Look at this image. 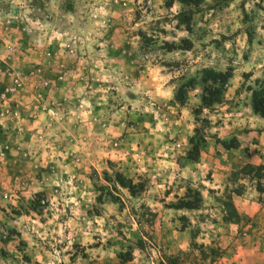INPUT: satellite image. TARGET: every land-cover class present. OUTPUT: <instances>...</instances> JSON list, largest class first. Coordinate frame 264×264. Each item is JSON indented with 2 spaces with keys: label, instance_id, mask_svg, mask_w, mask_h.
I'll return each mask as SVG.
<instances>
[{
  "label": "rangeland",
  "instance_id": "rangeland-1",
  "mask_svg": "<svg viewBox=\"0 0 264 264\" xmlns=\"http://www.w3.org/2000/svg\"><path fill=\"white\" fill-rule=\"evenodd\" d=\"M64 1L0 0V264H264V0Z\"/></svg>",
  "mask_w": 264,
  "mask_h": 264
},
{
  "label": "trees",
  "instance_id": "trees-1",
  "mask_svg": "<svg viewBox=\"0 0 264 264\" xmlns=\"http://www.w3.org/2000/svg\"><path fill=\"white\" fill-rule=\"evenodd\" d=\"M172 1V0H171ZM171 1L168 3L170 5ZM182 4L190 5L196 4V0H177ZM72 7L70 0H65L62 3V9L65 11H69ZM230 76L229 72H214V71H207L202 76L203 81V94L200 97L201 104L203 106H209L217 96L220 94L223 86L225 85L227 78ZM212 83V86H208L206 83L209 81ZM179 103H182V97L178 99ZM251 106L252 112L257 114L261 118H264V81L259 82L258 88L256 90H252L251 92ZM242 168H246L248 171H260L264 170L263 165H252V164H244ZM119 185L126 187L131 192L130 180L127 178H123L121 175H117L115 178ZM256 191H261L260 186H255ZM235 194H239L240 192L236 191ZM197 198V197H195ZM198 206V199L197 200H180L173 204L175 208H186L192 209ZM224 206L230 213L236 215V211L232 206L231 202H225Z\"/></svg>",
  "mask_w": 264,
  "mask_h": 264
},
{
  "label": "crops",
  "instance_id": "crops-1",
  "mask_svg": "<svg viewBox=\"0 0 264 264\" xmlns=\"http://www.w3.org/2000/svg\"><path fill=\"white\" fill-rule=\"evenodd\" d=\"M255 121H256L255 122L256 126H253V127H255L256 132H258L259 134L258 136H260L259 138L264 139V118H256ZM261 143H264V141H261ZM246 206H247L246 201H244L242 204V209H245Z\"/></svg>",
  "mask_w": 264,
  "mask_h": 264
}]
</instances>
